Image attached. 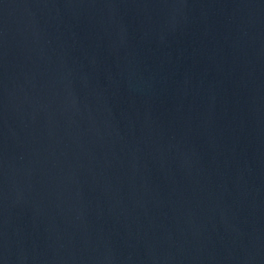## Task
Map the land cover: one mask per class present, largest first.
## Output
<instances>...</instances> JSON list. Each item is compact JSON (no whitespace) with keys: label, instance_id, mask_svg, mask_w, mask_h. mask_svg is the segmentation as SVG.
I'll return each instance as SVG.
<instances>
[{"label":"water","instance_id":"water-1","mask_svg":"<svg viewBox=\"0 0 264 264\" xmlns=\"http://www.w3.org/2000/svg\"><path fill=\"white\" fill-rule=\"evenodd\" d=\"M0 264H264V0H0Z\"/></svg>","mask_w":264,"mask_h":264}]
</instances>
